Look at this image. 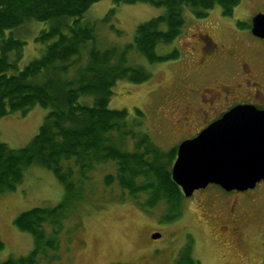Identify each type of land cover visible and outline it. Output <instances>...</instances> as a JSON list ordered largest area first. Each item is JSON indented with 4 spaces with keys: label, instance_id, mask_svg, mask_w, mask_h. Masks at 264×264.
I'll return each mask as SVG.
<instances>
[{
    "label": "rangeland",
    "instance_id": "374dc122",
    "mask_svg": "<svg viewBox=\"0 0 264 264\" xmlns=\"http://www.w3.org/2000/svg\"><path fill=\"white\" fill-rule=\"evenodd\" d=\"M111 7L112 0H101L88 9L84 20H100ZM163 12V8L143 3L120 5L111 23L121 36L110 31L109 24H98L99 39L129 42L138 24ZM262 12L264 0H242L229 18L222 17L218 8L203 20L188 15L180 36L172 44L156 48L159 55L177 49L180 57L153 65L142 60L150 79L141 84L118 82L109 108L126 109L130 115L133 109H140L143 129L164 155L194 137L211 117L217 119L238 100L264 107V41L250 32L251 18ZM245 25L249 29L239 28ZM46 28L47 23L33 22L18 32L26 41L19 68L38 56L41 47L34 38ZM204 34L210 35L221 56L207 67L197 68L199 56L209 49L200 42ZM230 48L238 55L235 61L222 56ZM46 113L35 106L26 116H4L0 119V142L10 148L24 146L37 133ZM126 149L131 150V142ZM162 161L167 162V158L162 157ZM173 161L167 166L169 170ZM113 173L109 162L89 174L84 200L68 215L72 232L65 252L58 260L44 264H175L188 236L192 258L199 264H264V182L253 190L231 193L209 185L190 198H182L178 218L167 222L170 210L163 202L143 210L116 183L106 186L104 176ZM62 197V186L53 174L37 166L26 171L15 191L0 194V238L4 242L0 262L24 256L32 249V237L16 229L13 219L33 207L54 206ZM144 200L141 196L137 201ZM231 208L232 216L240 219L236 234L229 232L227 224L221 229ZM155 232L160 237L153 240Z\"/></svg>",
    "mask_w": 264,
    "mask_h": 264
},
{
    "label": "trees",
    "instance_id": "16d2710c",
    "mask_svg": "<svg viewBox=\"0 0 264 264\" xmlns=\"http://www.w3.org/2000/svg\"><path fill=\"white\" fill-rule=\"evenodd\" d=\"M99 1L0 0V119L9 114L26 116L35 106L47 110L37 133L24 146L10 148L0 142V194L15 191L32 166L50 171L63 189L58 204L33 207L13 219L16 229L32 237V249L0 264L58 260L72 232L68 215L84 200L89 174L109 162L114 173L104 176L106 186L116 183L143 210L163 202L170 210L167 222L180 214L183 196L167 167L175 148L168 154L159 152L143 129L140 109L130 115L108 105L118 82L141 84L150 79L142 60L153 65L180 57L177 49L159 55L156 48L180 36L188 15L203 20L218 8L222 17L229 18L242 0H112L113 7L103 18L84 20ZM138 3L164 12L138 24L129 42H102L98 24H109V30L121 36L111 23L116 7ZM33 22L47 23L34 38L41 48L37 57L19 68L26 41L18 32ZM128 141L131 150L126 149ZM141 196L143 203L137 201ZM174 263L199 264L192 258L191 237Z\"/></svg>",
    "mask_w": 264,
    "mask_h": 264
},
{
    "label": "water",
    "instance_id": "95a60500",
    "mask_svg": "<svg viewBox=\"0 0 264 264\" xmlns=\"http://www.w3.org/2000/svg\"><path fill=\"white\" fill-rule=\"evenodd\" d=\"M250 26L251 34L264 41V12L254 15ZM170 177L185 198L210 184L226 192L253 189L264 181V109L236 105L181 141Z\"/></svg>",
    "mask_w": 264,
    "mask_h": 264
},
{
    "label": "flooded vegetation",
    "instance_id": "af4514ba",
    "mask_svg": "<svg viewBox=\"0 0 264 264\" xmlns=\"http://www.w3.org/2000/svg\"><path fill=\"white\" fill-rule=\"evenodd\" d=\"M200 42L203 45H206V44L209 45V49L204 54L201 53V55L199 56V61H198V67L197 68H205V67H207V64L212 63V62H215L221 55L218 52L217 45L212 41V39H211V37H210L209 34L200 35ZM222 56L225 59H227V60L235 61V59L237 58L238 55H237V53H236V51L234 49L230 48V49H226L222 53ZM241 104H252V102H247V100H238L233 106H235V105H241ZM252 105H254V104H252ZM256 107H258V106H256ZM258 108L263 109L264 107H258ZM223 113L224 112H222L220 115H222ZM218 118H219V116L217 117V119ZM214 120H216V119H214V117H211L209 119L210 122L207 121V120L206 121L209 122V124H210ZM207 125L208 124H206V125L203 124V128L205 126H207ZM206 188H204L202 190H206ZM217 188H219V187H217ZM219 190H222V189L219 188ZM231 192H235V191H229V192H225V193H231ZM245 192H247V191H245ZM226 202H228V201H226ZM232 209L233 208L229 209L228 214H227L229 216V218L226 219V222H225V224H223L221 226V229H222V227L224 225L227 224V226L229 228V232L230 233L232 232V234H236L237 233V230H238V228H237L236 225H238V221H240V219H238L239 217L238 218H235L234 216H232ZM228 234L229 233H223L224 236H226Z\"/></svg>",
    "mask_w": 264,
    "mask_h": 264
},
{
    "label": "bare ground",
    "instance_id": "6f19581e",
    "mask_svg": "<svg viewBox=\"0 0 264 264\" xmlns=\"http://www.w3.org/2000/svg\"><path fill=\"white\" fill-rule=\"evenodd\" d=\"M91 30V29H90ZM73 42V41H72ZM70 46V45H69ZM1 47V46H0ZM75 48V47H74ZM64 49V48H63ZM99 54V53H98ZM68 59V58H67ZM102 60V59H101ZM63 66V65H62ZM52 67V66H51ZM59 73V72H58ZM63 88V87H62ZM5 116V115H4ZM48 127V126H47ZM146 143V142H145ZM43 152V151H42ZM83 157V156H82ZM26 161V160H25ZM125 162V161H124ZM122 163V162H121ZM155 168V167H154ZM127 170V169H126ZM139 170V169H138ZM133 171V170H132ZM126 173V171H125ZM132 177V176H131ZM133 188V187H132Z\"/></svg>",
    "mask_w": 264,
    "mask_h": 264
}]
</instances>
